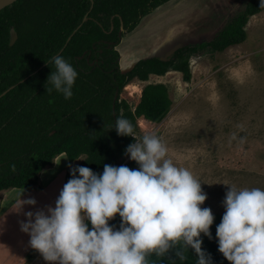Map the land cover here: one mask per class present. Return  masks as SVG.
<instances>
[{
  "label": "trees",
  "instance_id": "trees-1",
  "mask_svg": "<svg viewBox=\"0 0 264 264\" xmlns=\"http://www.w3.org/2000/svg\"><path fill=\"white\" fill-rule=\"evenodd\" d=\"M170 1L18 0L0 11V95L15 87L0 99V192L37 186L40 173L61 154H66L71 163L85 156L77 166L89 167L97 174L103 173L104 164L123 165L120 160L135 139L118 135L117 118L130 120L135 134L139 118L158 122L171 106L166 86L149 84L133 110L120 99L124 87L135 79L146 82L151 75L164 76L171 70L190 82L193 56L222 52L244 43L249 19L264 11L260 0H251L213 40L182 46L165 61L158 57L140 60L129 72L122 73L116 50L121 42V22L125 33H131L145 16ZM111 25L114 32L108 33ZM12 29L18 39L10 46ZM57 55L78 73L71 99L54 89L48 94L45 87L55 70L51 59ZM125 165L139 167L134 161ZM71 178L70 169L67 182ZM222 216L214 215L211 239L201 236L203 250L211 255L213 264H229L218 251L216 228ZM86 223L91 229V223ZM109 224L119 229L121 218L117 215ZM187 256L184 264H196L193 250ZM149 264L172 261L153 255Z\"/></svg>",
  "mask_w": 264,
  "mask_h": 264
},
{
  "label": "rangeland",
  "instance_id": "rangeland-1",
  "mask_svg": "<svg viewBox=\"0 0 264 264\" xmlns=\"http://www.w3.org/2000/svg\"><path fill=\"white\" fill-rule=\"evenodd\" d=\"M250 1L171 0L160 6L121 38L116 50L122 73L128 72L133 61L167 58L178 47L213 40ZM245 29L244 43L193 56L190 82L171 70L164 76L151 75L146 82L135 79L120 94L134 110L141 101V89L149 84L166 86L169 111L158 122L139 125L145 119L139 118L135 138L161 137L169 158L202 183L208 199L201 207L211 208L213 215L224 214L223 200L229 190L224 184L264 189V11L251 17ZM66 159L57 156L40 173L37 186L0 192V264H47L30 247V236L21 231L20 222H27V212L55 207L70 165H79L85 156L72 164ZM122 159L123 165L132 161L128 156ZM50 177L52 185H43L42 180ZM20 198H34L37 203L19 211L14 205Z\"/></svg>",
  "mask_w": 264,
  "mask_h": 264
},
{
  "label": "clouds",
  "instance_id": "clouds-1",
  "mask_svg": "<svg viewBox=\"0 0 264 264\" xmlns=\"http://www.w3.org/2000/svg\"><path fill=\"white\" fill-rule=\"evenodd\" d=\"M51 63L55 70L47 79V93L54 89L71 99L77 71L63 56L53 57ZM115 130L135 139L125 155L139 167L104 164L103 173L97 174L70 165L72 178L55 207L27 212V222H20L30 247L47 264H149L153 255L184 264L189 250L196 264H213L202 247L201 236L212 238L215 219L211 208L201 207L208 199L202 183L169 158L161 137L145 134L137 140L132 122L124 117L117 118ZM224 185L229 190L216 228L218 251L229 264H264V189ZM36 203L34 198H20L14 207L21 211ZM117 215L119 229L109 224Z\"/></svg>",
  "mask_w": 264,
  "mask_h": 264
},
{
  "label": "water",
  "instance_id": "water-1",
  "mask_svg": "<svg viewBox=\"0 0 264 264\" xmlns=\"http://www.w3.org/2000/svg\"><path fill=\"white\" fill-rule=\"evenodd\" d=\"M18 0H0V11L1 10H3L4 8H6V7H8V6H10V5H12V4H14L15 2H17ZM88 20V17L86 16L85 18H84V20H83V22L85 23L86 21ZM81 27V26H80ZM79 27V28H80ZM112 29H113V27H112ZM123 31V29L121 28V32ZM17 39H18V34H17V32L14 30V29H12L11 30V33H10V46H13L14 44H15V42L17 41ZM71 39V37L69 38V40ZM178 48H180V47H178ZM178 48H176L175 50H177ZM175 50H173L170 54H172ZM169 54V55H170ZM168 55V56H169ZM161 60H163V61H165L166 60V58H161ZM42 69V67L39 69V70H41ZM15 87L13 86V87H11L10 89H8L7 91H5L2 95H0V99L2 98V97H4L7 93H9L11 90H13ZM122 160L123 159H121L120 160V162L122 163Z\"/></svg>",
  "mask_w": 264,
  "mask_h": 264
},
{
  "label": "crops",
  "instance_id": "crops-1",
  "mask_svg": "<svg viewBox=\"0 0 264 264\" xmlns=\"http://www.w3.org/2000/svg\"><path fill=\"white\" fill-rule=\"evenodd\" d=\"M120 61H121V58H120ZM136 63L137 62H135V61H133L131 64H130V67H129V69L127 70L128 72H129V70L130 69H132L135 65H136ZM127 73V72H126ZM138 82H139V80H138ZM141 82V81H140ZM143 119V118H142ZM61 155H63V156H66V154H61ZM61 155H59V156H61ZM66 158H67V156H66ZM67 163L69 162V160H68V158L65 160ZM70 163V162H69ZM74 163V162H73ZM72 164V163H71ZM69 169V168H68ZM66 173V172H65ZM44 180V179H43ZM42 180V183H43V185H52L51 184V182H52V180H53V177H50V179L48 180V181H43ZM28 188H26V190H27ZM15 190V192H18L20 189H14ZM17 196V195H16ZM16 196L14 197V198H12V200L10 201V204L12 203V202H14L15 203V198H16ZM20 197V196H19ZM18 197V198H19ZM13 203V204H14ZM25 264H27V263H25Z\"/></svg>",
  "mask_w": 264,
  "mask_h": 264
},
{
  "label": "flooded vegetation",
  "instance_id": "flooded-vegetation-1",
  "mask_svg": "<svg viewBox=\"0 0 264 264\" xmlns=\"http://www.w3.org/2000/svg\"><path fill=\"white\" fill-rule=\"evenodd\" d=\"M114 19V18H113ZM111 27H112V25H111ZM121 28L123 29V31L121 32ZM112 32H114V28L112 29V28H110V31L108 32V33H112ZM126 33H125V31H124V24H123V21L121 22V24H120V28H119V31H118V36L120 37V39L125 35ZM108 43H110V44H114L113 42H108Z\"/></svg>",
  "mask_w": 264,
  "mask_h": 264
},
{
  "label": "bare ground",
  "instance_id": "bare-ground-1",
  "mask_svg": "<svg viewBox=\"0 0 264 264\" xmlns=\"http://www.w3.org/2000/svg\"><path fill=\"white\" fill-rule=\"evenodd\" d=\"M141 94H142V89H141V93H140V95H141ZM139 122H140L139 125H142L143 122L151 123V122H149V121H146L145 119H140Z\"/></svg>",
  "mask_w": 264,
  "mask_h": 264
}]
</instances>
